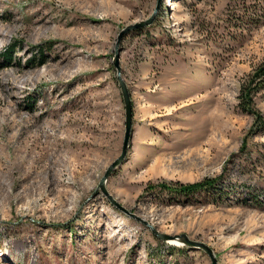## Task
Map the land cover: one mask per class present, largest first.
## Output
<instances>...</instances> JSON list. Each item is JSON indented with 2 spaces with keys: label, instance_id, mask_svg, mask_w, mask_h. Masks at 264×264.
I'll return each mask as SVG.
<instances>
[{
  "label": "rangeland",
  "instance_id": "1",
  "mask_svg": "<svg viewBox=\"0 0 264 264\" xmlns=\"http://www.w3.org/2000/svg\"><path fill=\"white\" fill-rule=\"evenodd\" d=\"M263 62L264 0H0V264H211L143 220L264 264V85L262 120L238 103Z\"/></svg>",
  "mask_w": 264,
  "mask_h": 264
},
{
  "label": "trees",
  "instance_id": "2",
  "mask_svg": "<svg viewBox=\"0 0 264 264\" xmlns=\"http://www.w3.org/2000/svg\"><path fill=\"white\" fill-rule=\"evenodd\" d=\"M264 62L259 65L253 74L243 81L239 87L238 103L243 107V110L252 114L257 121L262 120V114L253 107L252 94L264 85ZM259 81V82H258ZM217 178H204L191 183L180 182H160L158 185L153 184L151 187H159L162 190L172 191L176 195L187 197L195 192H205L212 194L218 193L220 189L215 185Z\"/></svg>",
  "mask_w": 264,
  "mask_h": 264
},
{
  "label": "water",
  "instance_id": "3",
  "mask_svg": "<svg viewBox=\"0 0 264 264\" xmlns=\"http://www.w3.org/2000/svg\"><path fill=\"white\" fill-rule=\"evenodd\" d=\"M154 15H155V10H154L152 15L147 20L142 22V24H147V23L152 22V20L154 18ZM138 25L139 24H137V25H135L133 27H137ZM140 25H141V23H140ZM115 64H117L116 61H115ZM117 80H118V85H119V88H120V91H121L122 100H123V103H124V115H125V118H124V122H125L124 123V135H123L122 146H121V150H120L119 155L107 166L106 170L104 171L102 177L99 180L98 187L104 193H106V190L104 188V184H105L108 176L112 172V170L119 163H121V161L125 157L126 152H127V148L129 146V142H130V139H131V136H132L131 135L132 134V102H131L130 95H129V92L127 90V87H126L125 83L123 82V80L121 79V77L119 76V74H117ZM112 200H113L114 204H116L119 208H121V206H119L114 199H112ZM143 222L146 223L147 226L154 233V235H156L161 240L165 241V240H168L169 238L172 237V236H170L168 234L159 232L150 223H147L144 220H143ZM174 238H176L180 242L181 245L202 249L209 256L211 264H216V258H215L214 254H213L212 249L210 247H208L206 244H204L203 242H198V241L191 240L185 234L176 235V236H174Z\"/></svg>",
  "mask_w": 264,
  "mask_h": 264
},
{
  "label": "bare ground",
  "instance_id": "4",
  "mask_svg": "<svg viewBox=\"0 0 264 264\" xmlns=\"http://www.w3.org/2000/svg\"><path fill=\"white\" fill-rule=\"evenodd\" d=\"M13 80V79H12ZM15 80V79H14ZM35 163V162H34ZM49 178V177H48ZM28 181V180H27ZM27 184V183H26ZM16 186V185H15ZM21 186V185H20ZM23 186V185H22ZM35 186V185H34ZM174 236H176V235H173L171 238H169V239H171V240H169V242L170 243H173V244H175V243H179L180 244V242L176 239V238H174ZM24 244V241L23 242H20L19 243V245L21 246V245H23Z\"/></svg>",
  "mask_w": 264,
  "mask_h": 264
}]
</instances>
